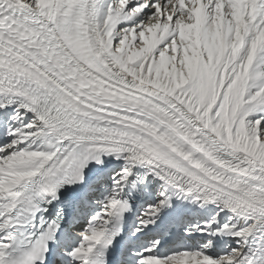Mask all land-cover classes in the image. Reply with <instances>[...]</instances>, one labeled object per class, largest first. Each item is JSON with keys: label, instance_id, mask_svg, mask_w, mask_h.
<instances>
[{"label": "snow or ice", "instance_id": "snow-or-ice-1", "mask_svg": "<svg viewBox=\"0 0 264 264\" xmlns=\"http://www.w3.org/2000/svg\"><path fill=\"white\" fill-rule=\"evenodd\" d=\"M0 264H264V0H0Z\"/></svg>", "mask_w": 264, "mask_h": 264}]
</instances>
